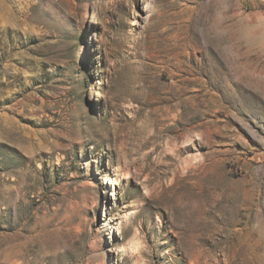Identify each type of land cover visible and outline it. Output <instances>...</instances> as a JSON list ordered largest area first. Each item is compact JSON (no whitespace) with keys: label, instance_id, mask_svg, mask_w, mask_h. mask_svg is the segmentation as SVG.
Instances as JSON below:
<instances>
[{"label":"rangeland","instance_id":"rangeland-1","mask_svg":"<svg viewBox=\"0 0 264 264\" xmlns=\"http://www.w3.org/2000/svg\"><path fill=\"white\" fill-rule=\"evenodd\" d=\"M0 264H264V0H0Z\"/></svg>","mask_w":264,"mask_h":264}]
</instances>
